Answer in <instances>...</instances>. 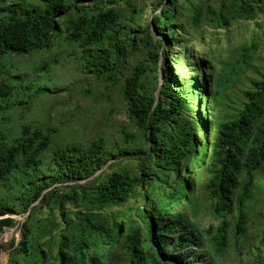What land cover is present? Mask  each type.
<instances>
[{
	"label": "trees",
	"instance_id": "16d2710c",
	"mask_svg": "<svg viewBox=\"0 0 264 264\" xmlns=\"http://www.w3.org/2000/svg\"><path fill=\"white\" fill-rule=\"evenodd\" d=\"M134 1L0 0V59L73 46L81 72L120 87L133 130L57 145L10 127L32 95L11 97L0 66V234L19 232L6 264H225L243 249L264 264V0H156L144 23Z\"/></svg>",
	"mask_w": 264,
	"mask_h": 264
},
{
	"label": "rangeland",
	"instance_id": "374dc122",
	"mask_svg": "<svg viewBox=\"0 0 264 264\" xmlns=\"http://www.w3.org/2000/svg\"><path fill=\"white\" fill-rule=\"evenodd\" d=\"M134 2L139 18L143 19L142 23H144L147 18H150V10L154 8L156 0H135ZM258 21L264 23L261 17ZM204 27L207 34L213 33L212 29ZM150 30L154 36H157L152 27ZM243 36L244 33L236 36L234 40L237 41ZM205 40L213 44L207 35ZM262 53L264 54V50ZM78 57L79 52L73 46L66 45L50 50L48 58L47 51H44L0 59V66H4V71L7 72L1 78L12 80V83L17 86V89L11 93V97L26 98L29 94L32 95L28 104L10 109L11 121L8 125L13 128L22 124L51 128L55 130L52 137L57 145L70 143L87 145L97 137H104L107 141H118L125 128L133 131L127 120L125 105L119 92L120 87L104 86L91 75L81 72ZM140 58V52L134 50V54L125 63L124 74H128L131 66ZM45 86L47 87L45 94L37 92L39 88ZM196 90L194 95H197L201 102L203 93L197 88ZM125 163L132 162L127 160L120 162V164ZM106 166L108 163L101 171ZM257 199L260 202L262 198L258 196ZM132 204H135V201H129L127 206ZM12 217L19 222L23 220L21 215ZM201 220L205 222L207 218L204 216ZM249 220L248 238L256 243L263 226L259 204H256L253 212L249 214ZM12 236L18 239V230L5 229L0 234V244H6ZM7 258V251L0 249V264H6ZM224 262L225 264H250L246 249L238 253L225 254Z\"/></svg>",
	"mask_w": 264,
	"mask_h": 264
},
{
	"label": "water",
	"instance_id": "95a60500",
	"mask_svg": "<svg viewBox=\"0 0 264 264\" xmlns=\"http://www.w3.org/2000/svg\"><path fill=\"white\" fill-rule=\"evenodd\" d=\"M9 232H11V231H9Z\"/></svg>",
	"mask_w": 264,
	"mask_h": 264
}]
</instances>
